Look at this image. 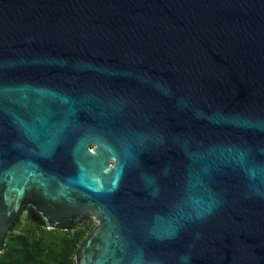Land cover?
<instances>
[{
    "label": "water",
    "instance_id": "obj_1",
    "mask_svg": "<svg viewBox=\"0 0 264 264\" xmlns=\"http://www.w3.org/2000/svg\"><path fill=\"white\" fill-rule=\"evenodd\" d=\"M29 204L76 264H264V0H0V253Z\"/></svg>",
    "mask_w": 264,
    "mask_h": 264
},
{
    "label": "rangeland",
    "instance_id": "obj_2",
    "mask_svg": "<svg viewBox=\"0 0 264 264\" xmlns=\"http://www.w3.org/2000/svg\"><path fill=\"white\" fill-rule=\"evenodd\" d=\"M6 237L0 264H76V251L97 227L88 216L67 229H50L33 223L26 212Z\"/></svg>",
    "mask_w": 264,
    "mask_h": 264
},
{
    "label": "flooded vegetation",
    "instance_id": "obj_3",
    "mask_svg": "<svg viewBox=\"0 0 264 264\" xmlns=\"http://www.w3.org/2000/svg\"><path fill=\"white\" fill-rule=\"evenodd\" d=\"M24 212H26L27 216H28L30 219H34L36 222H38V223H40L41 225L45 226V224H44V222H43V220H42L40 214H39L37 211L33 210V206H32V205L29 204V205L26 207V209H25L22 213H24ZM22 213L20 214V216L22 215ZM18 221H19V219H18ZM17 223H18V222L14 223L15 226L17 225ZM74 224H76V222H75L74 220H67V221H63V222H61V223L58 225V228H63V227H65V228H69V227H71V226L74 225ZM12 225H13V224H12ZM15 226H14V228H15ZM11 227H12V226H11ZM14 228H13V229H14ZM10 230H11V228H10Z\"/></svg>",
    "mask_w": 264,
    "mask_h": 264
},
{
    "label": "trees",
    "instance_id": "obj_4",
    "mask_svg": "<svg viewBox=\"0 0 264 264\" xmlns=\"http://www.w3.org/2000/svg\"><path fill=\"white\" fill-rule=\"evenodd\" d=\"M14 226H15V224H13V225H12V227H11V230H10V231H12V230H13ZM63 228H64V229H67V228H65V227H63ZM6 237H7V236H6ZM5 240H6V238H5ZM5 240H4L3 246L5 245Z\"/></svg>",
    "mask_w": 264,
    "mask_h": 264
}]
</instances>
